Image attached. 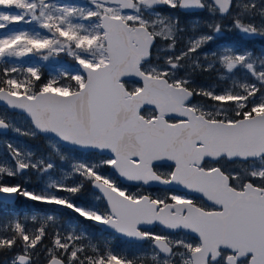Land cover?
Returning <instances> with one entry per match:
<instances>
[{
    "label": "snow or ice",
    "instance_id": "6c2138e0",
    "mask_svg": "<svg viewBox=\"0 0 264 264\" xmlns=\"http://www.w3.org/2000/svg\"><path fill=\"white\" fill-rule=\"evenodd\" d=\"M205 10L213 19L181 22L179 13ZM226 16L230 26L221 22ZM232 31L264 39V0H0V102L30 124L24 130L0 112V132L45 134L52 148L37 157L6 141L14 163L0 160V194L63 206L130 241L149 242L116 252L110 240L94 243L74 223L53 234L47 264H264V50L222 44L203 53L204 63L197 54ZM61 54L75 69L59 68L42 81L41 65L29 60ZM198 70H216L226 86L196 85ZM80 150L98 158L65 154ZM57 157L68 170L57 168ZM158 162H170V170L157 171ZM29 169L47 177L39 191L25 186ZM5 176L21 182L8 184ZM121 178L165 191L133 193ZM86 185L102 194L94 200H105L104 208L75 202ZM28 220L0 225V252L20 249L4 264H33L57 222L33 214L37 227L30 228ZM157 224L169 233L147 227Z\"/></svg>",
    "mask_w": 264,
    "mask_h": 264
},
{
    "label": "rangeland",
    "instance_id": "374dc122",
    "mask_svg": "<svg viewBox=\"0 0 264 264\" xmlns=\"http://www.w3.org/2000/svg\"><path fill=\"white\" fill-rule=\"evenodd\" d=\"M258 19L259 18H257V20ZM19 27L24 28L26 26L23 24H20ZM237 35H240V34L237 32ZM252 40H253V43L255 45V49H252V48H249V49H251L254 53H259L260 51L264 50V39L256 37V38H253ZM236 47L242 48L238 45ZM200 52H201V49L198 50L197 54H199V55H201V57H203V53H205V52H203V53H200ZM207 53H210V52H207ZM25 59H28V58H25ZM29 62L30 63H39L41 65L42 81H46L47 79H49L50 74H55L56 70L59 68H68L70 70H73L76 67V65H75L74 61L71 59V57H68L64 54H61L57 58H52L49 61H43V60H40L39 58H33V59L29 60ZM202 63H204V61ZM217 67H219V65H217ZM209 72H210V74L207 75L208 81L206 82V84H208V85H211V84L220 85V87H217V89H216L217 92H220L222 90V88L226 85L222 84L218 80V73L216 70H212ZM237 76L240 77L241 79H243V76L241 75V73L237 72ZM249 79H251V77H249ZM0 112H7L8 116L10 118H12L14 120V122L16 123V125L21 127L22 129L27 130L30 128V124L24 118V116L22 114H19L16 112H10L4 106H0ZM22 137H23V135L15 133L11 130L9 133L0 134V160L8 159L10 162H12L11 157L8 154L7 149H6V144H5L6 141L11 142L13 145H18L20 147L30 148L35 153V155L37 157L43 156V157L47 158L48 154L50 152H52V148L50 146L49 138L46 139L47 151L43 153V149H41L42 146L40 148L38 145H32L30 143H26L22 140ZM65 154L69 155L71 158H74V159L89 158V157H91L92 159L98 158V154H96V153H84L81 151L71 152V153L65 151ZM57 158L55 159V163H56L57 168L65 170V171L68 170L67 162L60 161L59 158L58 159ZM28 172L30 174L27 173V174H25V176L28 178L29 182L25 186L29 190L35 189V190L39 191L42 187H44L47 177L40 178L38 176V173L35 170L29 169ZM109 172H111V170H109ZM32 174H34L35 176L32 177ZM60 175H61L60 172L53 173V179H59ZM74 179H76V177ZM4 180L8 184L15 185L16 182L17 183L20 182L21 178L20 177H7V176H5ZM66 182L71 183L68 181H66ZM36 185H37V187H36ZM124 187H126V186H124ZM139 187L140 186L133 187V188L126 187V188L130 192L135 193L138 190L139 191L141 190V188H139ZM97 195H99L97 192H95L92 195L91 204L95 203L99 207L104 208L105 206L101 202V201H103L105 203V201L103 199H101L99 201L94 200V196H97ZM79 204H81V203H79ZM105 205H106V203H105ZM1 207H2V205H1ZM54 207H56L58 209V212L60 214L57 212L56 213L50 212V210ZM21 208L23 210V215L25 217H29V220H30L31 215H33V214H36V215L41 216V217L45 214L55 215L57 218L56 230H59L61 232V234H66L67 231L69 230L70 225H72L74 223H78L81 225L82 228L86 229V231L89 233V235L92 238L94 243H96L100 240L101 241L100 244H101V246H103V244L106 240H110L111 246L116 252H120L121 250L127 249L129 254H131L132 252L136 251L138 248L147 249L149 247V242H147V241L143 244H132L130 242H127L125 239L118 238L114 232H104L101 229H98V230L91 229V228L89 229L86 225H83V224H85L84 222H80V220L78 221L77 219L73 218L74 216L78 217V214L74 213L71 209L68 211V213L70 214V216L72 218L71 219H67V218L63 219L62 214H61L62 212H60V210L61 211L64 210V208L62 206L46 205L43 203L33 202V201H30L26 198H23V200L21 202ZM82 219L85 220L84 218H82ZM7 220H10L9 216H7L6 214L0 215V225H3V223ZM27 224H28V222H27ZM156 233H160V232L157 231ZM1 234H2V232H0V235ZM86 242L87 241H85V243ZM12 255H13V253L10 256H12ZM35 264H41V261L37 260L35 262Z\"/></svg>",
    "mask_w": 264,
    "mask_h": 264
},
{
    "label": "flooded vegetation",
    "instance_id": "af4514ba",
    "mask_svg": "<svg viewBox=\"0 0 264 264\" xmlns=\"http://www.w3.org/2000/svg\"><path fill=\"white\" fill-rule=\"evenodd\" d=\"M165 12L169 11L168 9H163ZM233 12L236 11L235 8L232 9ZM180 17H181V22L185 25H189L191 24L194 20H199L201 23H203V21L205 20H209V19H213L212 17L209 16L208 12L205 10V11H196V12H191V13H179ZM215 19L217 20H220V17L219 15H217V17H215ZM224 25H228L230 26L231 23H232V19L230 16H226L223 18V20L221 21ZM209 29L205 28V27H201L198 32H208ZM198 34V33H197ZM185 35H192L191 32H187L185 33ZM237 32L236 31H232V32H228V37L225 38V40H228V44H233L235 46H237L238 44V41H237ZM261 41V40H260ZM220 43L221 42V36L217 37L214 41L208 43L207 45L203 46L201 48V52L200 53H203V52H212V51H215L217 50L219 47H220ZM157 44L159 45L160 43L157 41ZM248 44L245 43V46H247ZM252 44L249 43V46H251ZM181 47H184V43L183 42H180L178 43L177 45V51H179V49ZM251 47H255V46H251ZM203 57H201V62H203ZM162 62V61H161ZM201 71H196V75H198V73H200ZM209 72V71H208ZM181 75H183V72H181ZM193 79H194V82L196 85H201V86H208V84H206V82H201L199 79L195 78V76H193ZM205 83V84H204ZM195 100H199L198 97L195 98ZM38 135V134H37ZM46 137L43 139L44 140V145L46 147ZM13 163V162H12ZM227 167H236L235 165H232V164H227L226 165ZM170 170V165H158L157 166V171L159 172H168ZM29 170H26L25 174L29 173L28 172ZM30 174V173H29ZM68 182H72V178H70L68 180ZM17 183V182H16ZM123 185V184H122ZM141 188V192H144V193H151L153 196H156V195H163L164 194V191H165V188H160V187H151V188H148L146 189L144 186H141L139 185ZM126 187H129V188H133L130 187V186H126ZM135 187H138V186H135ZM146 189V190H145ZM24 197H21V196H18L17 200L14 202V203H11V204H7V203H4V202H0V205H2V208H5L6 211H7V216L10 217V220L13 219L14 217H19V219L21 220V222H24V215H23V210L21 208V202L23 200ZM5 205H3V204ZM58 211V210H57ZM61 212V210H60ZM59 213V212H57ZM60 214V213H59ZM152 229V231L154 232H157L159 231L161 234H168L169 233V230H165L163 229V227H161L160 225H155L153 227H150ZM49 231H52L53 234L55 233L56 230V224L55 226H52V225H49L48 227ZM43 241V239H42ZM134 244H139V243H134ZM20 251L19 247L15 248L12 252H8L9 255L8 257L4 260H10L11 257L15 254V252H18ZM13 253L12 256H10L11 254ZM32 260H33V264H35V262L37 260H39V257L38 255H33L32 256ZM4 261H3V264H4Z\"/></svg>",
    "mask_w": 264,
    "mask_h": 264
},
{
    "label": "trees",
    "instance_id": "16d2710c",
    "mask_svg": "<svg viewBox=\"0 0 264 264\" xmlns=\"http://www.w3.org/2000/svg\"><path fill=\"white\" fill-rule=\"evenodd\" d=\"M228 37V32H226L225 35L221 36V41L223 42V40L225 38ZM237 41H238V45H245V42H250V40L244 39L242 38L240 35H237ZM228 41V40H227ZM159 43H161L160 41H158ZM229 42V41H228ZM249 46V45H248ZM210 72L208 71H201L200 73H198V75H196V72L194 74L195 78L199 79L202 83L203 82H207L208 81V77L207 75H209ZM205 84V83H204ZM199 100L202 99H206V98H202V97H198ZM210 102V101H209ZM45 137H43L42 135H35V136H25L23 135L22 140L26 143H30L32 145H38L40 148L42 146L41 149H43V153L47 151V148L44 145V139ZM58 159V158H57ZM14 163V162H13ZM35 175L32 174V177H34ZM76 179L78 180L79 177H76ZM21 182V180H20ZM37 187V185H36ZM95 192L92 190L91 185H86L85 188L82 190L81 193L77 194L74 197V200L76 203H81L83 205H91V197ZM61 195H64V193H60ZM103 203L104 206L105 203L103 201H101ZM3 204V203H2ZM5 205V204H3ZM63 207V206H62ZM64 210H62L61 214H62V218L66 219V218H72L70 216V214L68 213V211L70 209H67L66 207H63ZM58 209L56 207L52 208L50 210L51 213H56ZM73 211V210H72ZM2 214H7V211L5 208H2L0 205V215ZM73 218L77 219L78 221L80 220V222H84L89 229H95L98 230L99 228L94 225V223H92V221H87V220H83L81 217H76L74 216ZM28 227L30 228H34L37 227V225H34L31 220L28 221ZM6 233H3L1 235H5ZM52 240H53V232L49 231L47 232V235L43 238V241L41 243H39L36 247V249L34 250V254L33 255H38L39 260L41 261V264H45L48 261V255H47V248L52 247ZM99 243H101V241H98ZM9 253L8 252H0V264H3V261L8 257Z\"/></svg>",
    "mask_w": 264,
    "mask_h": 264
},
{
    "label": "water",
    "instance_id": "95a60500",
    "mask_svg": "<svg viewBox=\"0 0 264 264\" xmlns=\"http://www.w3.org/2000/svg\"><path fill=\"white\" fill-rule=\"evenodd\" d=\"M126 79H135V78H126ZM0 106H4V107L6 108V106H5V104H4L3 102H0ZM8 110H9L10 112H17V113H20L19 110H10V109H8ZM8 132H9V130H8L7 132H0V134H4V133H8ZM39 134H41V133H39ZM41 135L46 136L45 134H41ZM80 151H83V150H80ZM163 164H170V162H158V165H163ZM121 181H122L123 183L127 184V185H138L137 182L126 181V180H123L122 178H121ZM154 186H160V187H164V188H165V186L160 185V184H158V183H153V184L148 185V186H145V187H147V188H151V187H154ZM92 189H93L95 192H97L99 195H102L101 193H99L98 190L94 189L93 187H92ZM17 198H18V195L14 196V198H12V199H9V198H7V196H6L5 194H0V202H4V203H7V204L14 203V202L17 200ZM104 201H105V200H104ZM105 203H106V201H105ZM94 223H95L97 226L101 227V228H102L103 230H105L106 232H114L113 230H111V229H107V228H105L104 226L97 224L96 222H94ZM153 226H155V225L147 226V227H153ZM161 227H162V226H161ZM116 234H117V233H116ZM117 235H118L120 238L126 239V240L129 241V242H135V241H130V240H128V239L125 238V237H122L120 234H117ZM144 242H145V241H144ZM144 242H140V243H144ZM46 264H47V263H46Z\"/></svg>",
    "mask_w": 264,
    "mask_h": 264
}]
</instances>
